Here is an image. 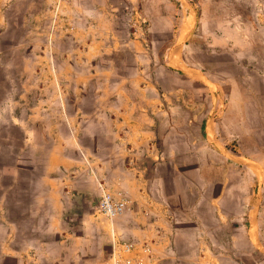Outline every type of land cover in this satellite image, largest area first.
Here are the masks:
<instances>
[{"label":"rangeland","instance_id":"1","mask_svg":"<svg viewBox=\"0 0 264 264\" xmlns=\"http://www.w3.org/2000/svg\"><path fill=\"white\" fill-rule=\"evenodd\" d=\"M191 1L199 14L189 0H21L13 7L42 14L25 23L40 17L37 29L0 33V199L26 197L28 171L18 172L15 190L10 168L61 163L29 152L54 135L50 121L79 119L81 128L97 114L112 119L113 130L136 150L149 141V152H176L189 165L209 168L207 184L198 176L192 183L213 197L214 210L205 214L211 264H264V0ZM187 17L192 22L182 39ZM17 119L28 125L14 127ZM219 140L237 143L246 159L228 155ZM25 213L16 212L21 222ZM90 219L105 248L124 244L113 220L97 211ZM25 225L18 240L7 238L0 264H53L31 251ZM75 258L67 264H84Z\"/></svg>","mask_w":264,"mask_h":264},{"label":"crops","instance_id":"2","mask_svg":"<svg viewBox=\"0 0 264 264\" xmlns=\"http://www.w3.org/2000/svg\"><path fill=\"white\" fill-rule=\"evenodd\" d=\"M19 1L0 4L1 34L11 28L37 29L35 21L40 17L32 19L30 24L25 23L28 16L34 18L42 12L12 10ZM17 108L15 106L14 110ZM35 109L36 105L30 108ZM55 109L65 110L60 104H56ZM17 121H13L14 127L28 125L21 119ZM85 122L89 125L79 128V119L50 121L54 135H49L52 137L43 143L44 147H30L32 159L57 157L61 159L59 165L51 166L48 162L45 166L9 169L15 190L21 181L16 176L19 171L27 170L29 178L25 198H14L10 202L0 199V244L4 249L0 253H9L6 240H18L19 228L24 222L29 224L24 226L27 229L24 237L31 240V251L46 256L53 264L71 263L76 256L84 264H117L120 261H129V264H211L209 255H214L215 249L208 242L205 214L207 210H214L213 197L211 193L207 194V189L200 194L202 189L192 183L194 176H198L207 184L209 168L189 165L190 160L176 158V152L173 157L171 153L163 156V152H149V141L136 150L128 144L129 139L118 136L113 130V120L107 117L95 114ZM35 123L46 125L48 121ZM32 135L31 140L36 137ZM86 138L91 140V145L84 142ZM154 141L163 147L159 135H155ZM219 142L228 155L246 159L237 143L234 148L237 153H234L226 149L228 140ZM211 146L215 147V144ZM41 149H45V154ZM87 156H92V164L84 162ZM163 157L168 158L165 164L160 162ZM166 164L168 168L164 169ZM3 173L7 174V168H3ZM256 173L261 175V169ZM104 193L125 204L123 213L114 218L102 215L113 220L117 227L119 225L123 243L133 245L129 251H125L121 243H116L112 249L111 246L105 248L100 227L90 219L91 213L100 212L98 203ZM191 193L196 194L193 202ZM231 201L227 200V203L230 205ZM248 205L254 209L257 203L249 200ZM21 207L26 211V221L22 222L16 214ZM212 213L209 214L210 223L215 218ZM87 223L93 229L87 228ZM189 227L194 231L191 232Z\"/></svg>","mask_w":264,"mask_h":264},{"label":"built area","instance_id":"3","mask_svg":"<svg viewBox=\"0 0 264 264\" xmlns=\"http://www.w3.org/2000/svg\"><path fill=\"white\" fill-rule=\"evenodd\" d=\"M101 214L108 218H114L123 213L125 204L121 201H115L109 193H104L98 205ZM123 249L129 251L133 248L132 244H123ZM117 264H129V261H120Z\"/></svg>","mask_w":264,"mask_h":264},{"label":"trees","instance_id":"4","mask_svg":"<svg viewBox=\"0 0 264 264\" xmlns=\"http://www.w3.org/2000/svg\"><path fill=\"white\" fill-rule=\"evenodd\" d=\"M189 2H190V4L193 6V8H194V10H195V12L197 13V14H199V8H198V6L194 3V2H192L191 0H189ZM178 32V31H177ZM226 146V145H225ZM234 148H235V145H227L226 146V149L228 150V151H231V152H234V153H237V152H235V150H234ZM256 185L253 187V197H256V195H257V192H256Z\"/></svg>","mask_w":264,"mask_h":264},{"label":"bare ground","instance_id":"5","mask_svg":"<svg viewBox=\"0 0 264 264\" xmlns=\"http://www.w3.org/2000/svg\"><path fill=\"white\" fill-rule=\"evenodd\" d=\"M185 21L186 22L184 23L183 32H182V35L180 37L182 39H185L186 38V35L188 34V31L190 29L189 26H190V24L192 22V17H187Z\"/></svg>","mask_w":264,"mask_h":264}]
</instances>
